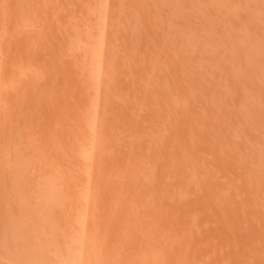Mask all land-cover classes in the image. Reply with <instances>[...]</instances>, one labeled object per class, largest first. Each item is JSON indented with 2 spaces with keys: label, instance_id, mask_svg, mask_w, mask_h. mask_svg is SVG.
Masks as SVG:
<instances>
[{
  "label": "bare ground",
  "instance_id": "bare-ground-1",
  "mask_svg": "<svg viewBox=\"0 0 264 264\" xmlns=\"http://www.w3.org/2000/svg\"><path fill=\"white\" fill-rule=\"evenodd\" d=\"M258 1L0 0V264H264Z\"/></svg>",
  "mask_w": 264,
  "mask_h": 264
},
{
  "label": "rangeland",
  "instance_id": "rangeland-1",
  "mask_svg": "<svg viewBox=\"0 0 264 264\" xmlns=\"http://www.w3.org/2000/svg\"><path fill=\"white\" fill-rule=\"evenodd\" d=\"M256 1H258V0H256ZM259 1H260V0H259ZM259 1H258V2H259ZM197 17L200 19L199 16H196V18H195V21H196V22H195V21H194V22L197 23V24H199V23H201V19H200V20L198 19V21H199V23H198V21L196 20ZM193 20H194V19H193ZM260 21H261L260 19H259V21H257V24H259V25L256 27L257 29H258V27L260 28ZM262 22H263V21H262ZM263 23H264V22H263ZM263 23H261V26H263V29H262V30L264 31V24H263ZM262 24H263V25H262ZM261 28H262V27H261ZM255 32H258V31L255 30ZM255 32H254V35H255L256 37L259 35V36H258L259 38H260V37H263V39H262V38H261V39L264 41V36H263V35L261 36V31L259 30V32H258L259 34L257 33L258 35H256ZM262 33L264 34V32H262ZM263 43H264V42H263ZM220 53H221V52H219L218 55H220ZM222 74H224V72H223ZM29 77H30V76H28L27 79H29ZM263 93H264V92L262 91L261 93L259 92L258 94H251V96L253 95V99L256 98L257 100H256V99L253 100L252 98H251V99H252L253 101H264V94H263ZM262 94H263V95H262ZM255 95H256V96H257V95L261 96V97L263 98V100H262V98L259 97V96L255 97ZM205 97H206V96H205ZM206 98H207V97H206ZM260 98H261V100H258V99H260ZM26 107H27V108H31V106H30L29 104H27ZM260 109H262V108H260ZM256 133L258 134V132H256ZM52 155H53V154H51L50 156H52ZM73 187H74V184H70V185L68 186V188H69L70 190H71ZM74 220H75V214H72V215L70 216V221L73 223Z\"/></svg>",
  "mask_w": 264,
  "mask_h": 264
},
{
  "label": "snow or ice",
  "instance_id": "snow-or-ice-1",
  "mask_svg": "<svg viewBox=\"0 0 264 264\" xmlns=\"http://www.w3.org/2000/svg\"><path fill=\"white\" fill-rule=\"evenodd\" d=\"M261 3H262V5H264V0H261ZM81 264H83V262H81Z\"/></svg>",
  "mask_w": 264,
  "mask_h": 264
}]
</instances>
